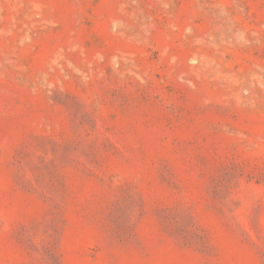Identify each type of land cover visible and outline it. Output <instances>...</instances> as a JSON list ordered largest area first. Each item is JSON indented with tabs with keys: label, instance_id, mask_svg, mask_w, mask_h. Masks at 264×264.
Returning <instances> with one entry per match:
<instances>
[{
	"label": "rangeland",
	"instance_id": "rangeland-1",
	"mask_svg": "<svg viewBox=\"0 0 264 264\" xmlns=\"http://www.w3.org/2000/svg\"><path fill=\"white\" fill-rule=\"evenodd\" d=\"M0 264H264V0H0Z\"/></svg>",
	"mask_w": 264,
	"mask_h": 264
}]
</instances>
